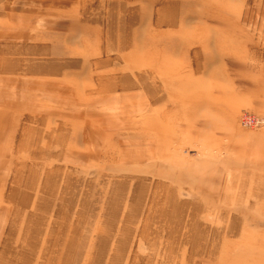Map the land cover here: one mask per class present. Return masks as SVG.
Segmentation results:
<instances>
[{"label":"rangeland","instance_id":"rangeland-1","mask_svg":"<svg viewBox=\"0 0 264 264\" xmlns=\"http://www.w3.org/2000/svg\"><path fill=\"white\" fill-rule=\"evenodd\" d=\"M0 264H264V0H0Z\"/></svg>","mask_w":264,"mask_h":264},{"label":"built area","instance_id":"built-area-1","mask_svg":"<svg viewBox=\"0 0 264 264\" xmlns=\"http://www.w3.org/2000/svg\"><path fill=\"white\" fill-rule=\"evenodd\" d=\"M262 123H263L262 120L250 114H244L242 117V124L245 127H257Z\"/></svg>","mask_w":264,"mask_h":264},{"label":"bare ground","instance_id":"bare-ground-1","mask_svg":"<svg viewBox=\"0 0 264 264\" xmlns=\"http://www.w3.org/2000/svg\"><path fill=\"white\" fill-rule=\"evenodd\" d=\"M191 248H193V254H198L199 253V248L194 242H190Z\"/></svg>","mask_w":264,"mask_h":264}]
</instances>
